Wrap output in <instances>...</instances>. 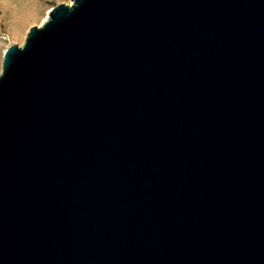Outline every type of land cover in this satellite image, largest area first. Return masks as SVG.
Instances as JSON below:
<instances>
[{
  "label": "water",
  "instance_id": "water-1",
  "mask_svg": "<svg viewBox=\"0 0 264 264\" xmlns=\"http://www.w3.org/2000/svg\"><path fill=\"white\" fill-rule=\"evenodd\" d=\"M0 264H264V0H70L9 43Z\"/></svg>",
  "mask_w": 264,
  "mask_h": 264
},
{
  "label": "rangeland",
  "instance_id": "rangeland-1",
  "mask_svg": "<svg viewBox=\"0 0 264 264\" xmlns=\"http://www.w3.org/2000/svg\"><path fill=\"white\" fill-rule=\"evenodd\" d=\"M59 2L70 0H0V67L4 48L21 44L28 28L41 23L47 10Z\"/></svg>",
  "mask_w": 264,
  "mask_h": 264
},
{
  "label": "bare ground",
  "instance_id": "bare-ground-1",
  "mask_svg": "<svg viewBox=\"0 0 264 264\" xmlns=\"http://www.w3.org/2000/svg\"><path fill=\"white\" fill-rule=\"evenodd\" d=\"M48 11V10H47ZM46 14H47V12H46ZM46 14L43 16V19L42 20H44L45 19V17H46Z\"/></svg>",
  "mask_w": 264,
  "mask_h": 264
}]
</instances>
